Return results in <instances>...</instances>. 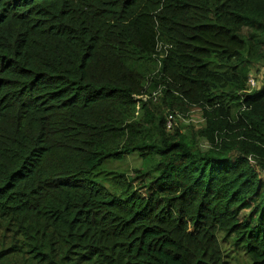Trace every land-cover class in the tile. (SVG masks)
<instances>
[{"label":"trees","instance_id":"trees-1","mask_svg":"<svg viewBox=\"0 0 264 264\" xmlns=\"http://www.w3.org/2000/svg\"><path fill=\"white\" fill-rule=\"evenodd\" d=\"M261 67L264 0H0V264H264Z\"/></svg>","mask_w":264,"mask_h":264},{"label":"rangeland","instance_id":"rangeland-1","mask_svg":"<svg viewBox=\"0 0 264 264\" xmlns=\"http://www.w3.org/2000/svg\"><path fill=\"white\" fill-rule=\"evenodd\" d=\"M263 73H264V68L261 67V72H254L252 78L256 82V88H259L263 82ZM191 113L186 117V115L183 116V121L186 125L192 124L194 125L195 129H199L202 127L204 124V119L202 118V110L194 109V110H189ZM186 117V118H185ZM126 158L123 160H108V162L105 164V168L109 164L112 166L114 169L117 168H122V167H130L133 168V166L138 162V159L135 157H129L127 161H125Z\"/></svg>","mask_w":264,"mask_h":264},{"label":"built area","instance_id":"built-area-1","mask_svg":"<svg viewBox=\"0 0 264 264\" xmlns=\"http://www.w3.org/2000/svg\"><path fill=\"white\" fill-rule=\"evenodd\" d=\"M249 86H250V89H249V91L250 90H253L254 88H256V82H255V80L251 77L250 79H249ZM141 98H143V96H141ZM180 115V117H183L184 115L183 114H179L178 113V116ZM186 118V117H185ZM182 119H184V118H182ZM172 120L171 119H169V121H168V128H171L172 127Z\"/></svg>","mask_w":264,"mask_h":264}]
</instances>
